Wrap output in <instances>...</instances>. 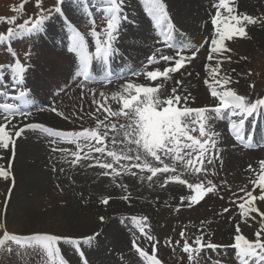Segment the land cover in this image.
Here are the masks:
<instances>
[{
    "label": "snow or ice",
    "instance_id": "6c2138e0",
    "mask_svg": "<svg viewBox=\"0 0 264 264\" xmlns=\"http://www.w3.org/2000/svg\"><path fill=\"white\" fill-rule=\"evenodd\" d=\"M78 2L83 7L84 14L88 17L92 26L90 36L94 39V51H89V41L86 40L84 34L71 25V21L67 17H65V23L66 26L71 27L68 51L75 53L79 60V68L76 75L78 78H83L80 82V87L83 88L86 83L94 82V78L89 71L92 61L95 59L107 66L109 60L116 54L115 42L119 36L120 25L127 18L123 16L124 0H104L107 24L102 32H97L96 20L93 18V13L89 10V0H78ZM143 3L146 6L148 15L155 24V28L159 31L160 36L163 37L165 45L168 48H176L177 46L173 43L176 29L169 16L165 0H143ZM57 4L60 6H57L54 11L58 15H64L63 0H57ZM37 6H40V0H37ZM214 7L217 10L211 23L215 26L216 35L210 40V51L215 56H208L207 59L209 61L216 59V64L215 66L210 64L206 66L210 81H205L212 99L216 102L214 106L190 107V96L188 94H177V88L175 87L172 89L171 94L161 99L160 89L163 84L148 87L129 82L123 87V92L126 95L116 93L112 96V99L122 102L118 111H113L110 106H106L108 97L104 92L99 93V96L104 99L103 104L100 101L93 100V103L98 105L97 112L103 109L107 113L104 119L97 118L95 129L60 132L42 123H28L24 126H18L13 124L12 120L16 117L27 119L31 116L33 101L30 98V93L22 87L26 69L20 60L16 58L14 64L8 66L10 69L8 80L0 83V90H2L0 95L19 101V103H5L0 109L4 113V123H0V149L14 152L16 140L25 131L39 130L40 133L53 137L51 140L52 144L57 143L56 138L68 143H74L77 150L71 153L74 157L72 163H79L81 160L93 161V163L88 164V167L102 169L101 175L111 176L113 180L121 173L137 175L136 172L131 171L133 168L139 169L141 173H148L149 175L146 176L148 181H152L158 174H170L168 176L169 181L186 185L192 192L191 195L180 197V206L191 208L198 204L207 194L216 193L218 186L211 179L207 180V183L203 180L198 183H189L186 179H182L181 175L177 174V165H182L184 169L189 170L191 173L208 175L211 172V175H216L214 167L210 169L206 166V164L215 165L217 161L221 165L223 164L218 152V143L221 135L215 130L212 122L224 120L227 114H230L231 117H239L238 120L233 119L230 123L231 136L242 145L247 147L254 146L250 142L251 131L246 129V120L257 113L264 115V99H257L253 103L249 101L246 95L238 94L237 91L229 87L232 82L231 77L221 75V64L228 59V57L224 56V53L230 51V49L225 47V41L232 40L234 37L246 38L248 36L247 26L257 24L264 26V18H256L249 14H235V6H230L229 0H218ZM221 10H226L228 20L222 21ZM46 18V16H41L34 23L26 21L25 25L21 26L20 29L22 33L28 34L25 38H30L32 34L41 32ZM15 19L13 17L11 20H7V23L13 24ZM7 35L9 41H11L16 38L17 33L9 28ZM101 35H103V39H101ZM4 42L5 38L0 36V44ZM190 46V44H185L183 47L178 48L177 51L178 53H183ZM9 51L13 57L17 56L15 52L11 51L10 46ZM198 51L199 49L197 48L191 55L179 54L178 58H175L171 55L163 54V49L157 48L156 54L150 56L147 63L155 64L164 61L169 66L165 67L162 72L160 70L147 71L145 76L152 81L157 80L161 76L165 80L171 79L172 77L169 74L179 72L185 67L186 63H191ZM132 74L139 75L135 70H133ZM121 78L125 77L121 76ZM0 79H3V77H0ZM103 82H112L110 72L106 75ZM182 83L183 81H176L177 85ZM250 87H254V85H250ZM90 91L95 94L94 89ZM44 110L43 108L39 109V111ZM49 110L57 116L68 119L56 107H51ZM108 117H123L126 123L119 124L118 130L116 123H106ZM9 125L14 131L7 130ZM102 125L104 131L101 132L100 128ZM109 132L114 133L111 137L113 146L123 145L119 151L108 148L106 141L109 137ZM197 132L198 135L192 134ZM117 136H120L121 139L118 140ZM53 151L67 153L69 150L53 148ZM81 153H83V156H81ZM93 153H99L100 157L104 158L111 157V162L107 161V159L102 160L100 157L94 156ZM3 158V156H0V159ZM11 158L10 156L9 159ZM121 161H127L128 163L121 164ZM114 164L119 165V167H114ZM248 170L256 171L252 165L248 166ZM10 176L11 173L8 167L0 166V178L8 180ZM12 178L14 179V177ZM140 178L145 179L144 176ZM222 183L226 184L227 182L224 181ZM251 183L254 188L258 187L260 189V193L253 195L252 191L241 188L240 191L245 192V195L239 198L243 202L238 204V208L244 218V223L248 222V218L252 213H257L261 218L259 230L254 233L255 239H248L241 232L240 224L234 226L233 243L230 245L218 244L210 239L206 241L203 227L200 229L201 235L196 236L190 245L188 240L185 239V233L182 231L180 236L184 240L183 251L189 254V261L195 260L196 264H200L198 258L201 250L204 249H211L215 252L217 249L232 248L235 250L238 264H264V211L255 205L257 200L264 202V160L259 162L258 179H253ZM118 186L127 188L126 185ZM164 186V184H161V187ZM109 199V197H105L101 200V203L108 205ZM121 199L128 201L129 196L124 195ZM185 201H187V204H185ZM232 202L234 204L237 203L235 200ZM176 210L179 211L180 207H177ZM228 211V208L224 209V212ZM99 219L103 222L106 218L100 216ZM147 219V217H131V221L139 229L141 235L152 242V247L155 249L159 241L156 240L155 236L146 232ZM252 219H255V217H252ZM201 223L204 224L205 222L202 221ZM0 229L4 230V235L0 238V249L11 252L12 248L8 247L6 242H15L16 245L25 249L39 251L44 258V264H68V261L61 255L60 247H58L61 241L73 246L79 254L81 264H89L82 248L85 245L91 246L99 235V233L86 234L80 238L58 234L21 236L9 234L3 223H0ZM167 243L171 245L172 242L168 240ZM132 247L146 261V264H161L160 260L154 255H149L148 252L144 251L137 244V240L132 241ZM193 253H195V256H193ZM214 264H220V262L215 261Z\"/></svg>",
    "mask_w": 264,
    "mask_h": 264
},
{
    "label": "rangeland",
    "instance_id": "374dc122",
    "mask_svg": "<svg viewBox=\"0 0 264 264\" xmlns=\"http://www.w3.org/2000/svg\"><path fill=\"white\" fill-rule=\"evenodd\" d=\"M74 1H78V0H74ZM95 1H97V0H95ZM165 2L167 3V0H165ZM101 3H103V2H101ZM57 6H60L57 4V0H40V6L39 7L37 6V0H0V33L5 34L7 39H8L7 34H8L9 28L13 29V31L17 33L16 38L12 39L11 41H9V39H8L7 41L9 43H11V45H13V49H12L13 52L19 50L20 52L23 51V53H25L22 55V58L25 59V61L28 65L31 64V63L29 64L30 59H31V55L36 52L32 57V64H34V65L29 67V70H32V74H35L36 70L38 68V65L35 63V61H38L42 64L44 72H45V76H52L51 78H55L54 76L56 75V72L58 71L57 66L54 64L55 59H54L53 53L43 51L41 49V44L47 45V48H45V49L48 51H49V49H53L54 51L59 52V50H60L58 48L59 42H56V40L53 42L50 39L51 34L49 35L48 39H45L44 41L40 40L42 37V33L47 31L46 26L50 25L53 21H55V22H53L52 25H54V23H55V25H57L54 28V33L59 34V36H57V37L61 36V33H62L61 20L58 18V16H57L58 14L54 11V9ZM169 6H170V3L168 5V8H169ZM62 8H63V10L67 11V13L66 12L65 13L68 14L69 18L71 17L73 19L75 17L73 20L76 21L77 14H78V12H80L78 6H75L74 3H71V0H63ZM123 8L125 10H127V12L123 11V16H127L131 13H133L136 16V19H131L130 16H128V18L130 17V21L137 20L136 22L139 25V28H135L136 24H134L132 27H130V29H127V34H124L125 36L122 38V40L120 42V51L128 52L127 54L131 55L130 49L131 50L134 49L137 53H134L133 55L137 56V57H134L133 59H136V58L142 59V54L144 52H147V51H144L143 48L137 46L135 44V42L138 38H140L142 36H148V37L152 36L150 33V30H149V25H148L147 21H145V22L143 21L142 15L139 11L138 6L135 4L134 0H124ZM263 8H264V6H263ZM263 8L261 6V10L264 12ZM204 13L205 12H200V15H201L200 23H203V21H205L208 17L206 15L207 13L206 14H204ZM247 13H251V12H247ZM74 14H76V15H74ZM221 14H224V12L222 11ZM41 16L47 17L45 20V23H44L43 30L39 33L32 34L30 36V38H25L28 36V34L21 32V30H20L21 26L25 25L26 21H30V22L34 23L36 20H39ZM227 16H228V14L221 16L222 21H224ZM13 17L16 18L15 22L13 24L7 23V20H11ZM132 18H134V17H132ZM79 22H81L80 18L77 19V21L75 23H79ZM140 23H142V26L140 25ZM191 25L193 26L192 29H194L193 22ZM204 30L207 31V29H204ZM247 32H248V36L246 38L234 37V39H232V40H226L225 41V47L227 49L231 50L232 46H237L239 44V45L247 46L249 48L248 54L242 53V55L241 54L239 55L240 57L238 56V58L241 59V62H240L241 64H240V66H237V68H235L233 70V74L234 75L236 74V76L238 78V81H239V88L238 89H241L243 92H249V93H246V95L255 93V94H257L258 99H259V97L261 99L262 95L264 94V40H261L262 39L261 38V39H259V41H257V38H256L257 32H249V28L247 29ZM45 34L46 33H44L43 35H45ZM263 38H264V36H263ZM46 40L49 43L52 42V45L53 44L54 45L52 47H50L48 45V43L46 42ZM125 46L127 47V50L124 49ZM0 47L2 48V50L0 52V63H1L3 60V56L5 59H10L11 53L4 52L5 51V44L4 43L0 44ZM121 48H122V50H121ZM27 50L30 51V53L27 52ZM235 53H237V52L234 51V53L233 52L228 53V51H226L224 54L232 62V59L236 60V58H237ZM58 55H59V61L61 63V61L63 60V56H65V54L59 52ZM65 58H66V56H65ZM65 60H66V64H67V74L70 73L71 71L73 72L72 64L71 63L69 64V61L67 58ZM72 61H73V59H71V62ZM195 68L193 70H195ZM47 70H49L50 73H48ZM227 72L228 71L226 69L223 70V73H227ZM39 73L41 74L42 72H39ZM190 80L191 79H188V81H190ZM31 85H32V82H31ZM250 85H254V87H250ZM31 87H33V85ZM118 89H119V87L114 88L112 90L101 89V90H98L96 93L104 92L105 95L107 94L106 96L108 97V101L109 102L114 101V103H115L118 101L112 99V96H113V94L117 93L116 90H118ZM77 96H79V95H74L69 100V103L73 106V110H71L68 106V103L62 99H59V105L57 106V108L60 111L62 109L65 110L66 113L67 112L71 113V112H74L77 110L81 111L82 109H84L87 106L83 102L80 103L79 98ZM73 116H75V115H73ZM97 118L102 119L101 114H99L97 116ZM97 118L95 120H91L88 117V115L85 113L84 118L81 119V122L85 123V124H87V121L93 123L94 121H97ZM33 122L43 123V124H46L48 126L50 125V126L55 127V128H61L63 126L62 123L60 121H58L56 118H54L53 116L45 115V114L36 115L33 119ZM76 122L77 121L67 120L66 123L69 125H75ZM119 122H121V121H114V123H116V124H118ZM13 124H16V123H13ZM215 127L217 128V130H222L217 125ZM7 130L14 131L11 128V125L8 126ZM25 137H26V141L30 142L34 146L40 145V144L36 143L35 138H33L32 136L30 137L27 135ZM28 139L32 140V141H29ZM220 141H221V147H222V144H224V141H222L221 139H220ZM40 146L38 147V149H37V147H35L36 148L35 150L38 152V154L36 155L37 152L34 150L35 152L34 151L32 152V154L34 156L28 159L29 164H32L37 169V172L39 174V176L36 178L37 181H34V180L28 181L27 180L28 178H27L23 182H18L16 177H14L18 171V167L14 166L16 164V161H14V164L12 165V169L10 170V173L14 174V176L10 177V180L11 181L13 180V182L11 184L10 183L8 184L7 190L6 189L1 190V185L3 184L5 179L3 180V178H0V223H3L5 225L8 233L9 234H16V235H25V236L26 235H33V234H58V231H56L54 229H50L49 231H46L44 229V227H46L45 225L34 224V222L39 223L38 221H36L38 214L40 216V218L38 220L40 221V220H45L43 215H45L47 213H45V211H41V213H39L41 209L37 210V213H36V211H34L28 205L27 202L18 203L16 201V198L13 195V192H14L16 184H17L16 190L25 189L28 192V193H26V195L29 198L39 197L41 200L44 201V203L46 205H49V207L47 208L48 211L52 210L55 206H59L62 208L69 207L70 211H68V214L70 213V215H72V216H73V213H74V216L84 215V216H86L85 217L86 219L92 220L93 228H91L90 231H88L86 233H78L79 230L77 231L76 229H73V231L70 232V234L67 233L66 235L65 234H58V235L80 238L86 234L91 235V234H95V233H100L102 231V234H99L97 237L103 235V236H109L108 239H110L109 243H108V247L104 250L106 255H107V251L109 250L108 251V254H109L110 252H112V249H113V252L116 249L115 250L116 253H120L121 251H123L122 245L123 246L126 245V249H128L130 235H125V233L123 231L119 230L118 226H116V223L119 220V218H121V215L127 214L128 211H137L138 210V206H137L138 202H134V206L132 208H126V207H124L123 204H121V209H119V210H117L116 206L114 205L117 202H113L111 205H109L107 207V209L104 207H99V205L97 203L99 200V197H101L103 195V193H106L105 196L109 195L112 197V193L114 191H116V189H119L118 183L128 182V180L120 181L117 183L104 182L103 187L100 186L97 188L95 186L91 187V185L88 184L89 181H86L87 187L83 188V186H82L83 185L82 184L83 179H81L78 182L80 184H77V186H79L81 189H93V193L95 196L94 197L95 202L88 201V198H89L88 191L83 190V192L80 193V196L84 198L82 200L83 201L85 200V203L89 206H85V205L81 204L80 201H78L80 203V205H78L77 199H75V198H68V200H64V201L59 200V199H61V197H59L55 194L54 189H56V188L54 187V185H56L57 188H61V189L67 188L66 187V185L68 184L67 179L70 178V179H73L77 182L76 175L73 174L74 172L67 171L66 167L61 168V166L64 165L65 163H57L56 162L57 163V169L59 172H58L57 177L55 179H53L52 183L50 184V181H49V175L50 174L44 171V167H47V166L43 167L41 165V163L43 161V156L47 157V152L45 150H42V146H41V148H40ZM19 147L23 148V146L19 144V146L15 147V149L17 148V152L16 151L12 152V154L16 153V155L18 157H20V154L18 151L20 149ZM24 147H26V146H24ZM121 147H122V145H118L116 147L113 146V149L119 151V149ZM2 151H4V152H2L0 156H3L4 158L0 159V166H5V165L9 166V163H7V160H6V158L8 157L7 150H2ZM226 151L227 152H224L223 157H222L225 170L226 171L229 170L227 172V174H229L230 177H233V175L235 174V180L234 181H233V179H229L230 177H226V178H228V180L226 182H228L227 183L228 186L230 185L229 181L236 182V183H234L233 186H234V189L237 191L236 192L232 191V192H234L236 194V196H239L243 192L238 191L241 189V185L238 182L242 181L243 183L245 182V184L247 183L246 175L243 173L242 170L249 163V161L251 159L250 156H252V158H256L257 153L248 152V153H251V154H249V157L242 159V158H238L235 154L231 153L230 148H228V150H226ZM258 153H261V152H258ZM12 154H11V157H12ZM39 154H40V156H39ZM225 155H228V156H225ZM16 159H17V157H16ZM10 160L13 161L12 158ZM44 161H46V160H44ZM256 163H258V162H256ZM179 173L185 174V172L182 170L179 171ZM222 173H224V172H222ZM90 176H91V179H92V177H94V178H99L100 180H102V178L100 177L99 171L95 172L93 174H90ZM12 177H14V179ZM186 179L191 180V181L194 180V178H186ZM20 180H21V178H20ZM223 180L225 181V178L217 180V181L222 183ZM92 182H93V180H92ZM143 182L145 183V181L141 180L140 183H143ZM217 186H218V184H217ZM148 187L151 190V192L149 194V196H150L149 199H150L151 203H148L147 207L149 209V212L145 215L150 216V218L154 224V230L161 238L165 239V238L170 237V236L177 238L174 235H177V234H175V232L178 233L179 229H174L173 227L174 226H180V224H184L183 221H186L188 219H190V220L194 219L196 221H199V220L201 221V219H199L197 217L196 213L176 214L174 212L175 202H173L172 207H170L171 206L170 203L172 201L171 198L174 195L178 194L179 192L169 193L171 191L170 190L167 193V195L171 194V196H166L164 198V194L155 192V189L153 188V183H150L148 185ZM176 187H178V186H176ZM230 188L232 189V187H230ZM244 188L246 189V187H244ZM75 189H76V187H75ZM224 189L227 190L226 187H224ZM218 190H220L219 187H218ZM157 191H160L159 188L157 189ZM173 191H175V189H173ZM118 193L124 194L126 192L118 191ZM221 193L217 194V195L220 198L223 197L222 199H226L225 195L221 194ZM226 196L229 197L230 193H226ZM240 197H243V196H240ZM112 198H114V197H112ZM163 198H164V201L167 204V206H165L164 203L162 204ZM232 198H234V197H231V199ZM60 201H62L64 204H59ZM112 201H114V200H112ZM173 201H175L174 198H173ZM51 202L54 204L50 205ZM228 204H229L228 201H227V203L222 204L219 211L222 212L225 208L228 207ZM95 206H98V207H95ZM211 207H212V201H209L205 206H203L200 209L202 212L200 214H198V216L202 215L203 217L206 218V215L204 214V212L210 210ZM157 210H160V212H157ZM115 212H118V213L115 214ZM136 213H139V212H136ZM163 213H165L166 219L164 216H161V214H163ZM213 213L216 214L214 211H213ZM51 215L56 216L57 214L53 213ZM111 215H113L112 218H111ZM100 216H104L106 218L105 222H102L99 219ZM232 217L233 216L221 217V219L216 217V219H214L210 224H207L208 226L211 224H218L219 225L218 227L216 226L214 228V231H213L214 235L213 236L215 237V239L217 241H220L221 244H228L231 241L232 231L234 229H233V226L229 222L232 219ZM21 218H25L26 220H28V222H26V221L24 222V220H22L24 222V224H21L20 221H15V220H19ZM167 219L170 222H168ZM242 220L244 221V218H242ZM248 220H249V218H248ZM13 221H15V222H13ZM209 222H210V220H209ZM65 224L70 227L71 223L67 222ZM155 224H157V226H155ZM258 224H260V220L258 221ZM12 228H14L16 231H12ZM34 229H36V230H34ZM81 229H82V227H80V230ZM61 230L63 232H65L64 229H61ZM36 231H38V232H36ZM3 235H4V230L0 229V238H2ZM213 236H210V237H213ZM98 239H101V237H99ZM225 241H228V242L224 243ZM6 243H8V242H6ZM104 244H105V242H103V245ZM97 255L92 254L91 257H94L93 258L94 261L102 260L101 264H110V262L107 263L105 261L106 258L110 257L109 255H108V257L106 256L105 258L101 255V253L100 254L97 253ZM5 262H6V260L3 258V256H0V264L5 263Z\"/></svg>",
    "mask_w": 264,
    "mask_h": 264
},
{
    "label": "bare ground",
    "instance_id": "6f19581e",
    "mask_svg": "<svg viewBox=\"0 0 264 264\" xmlns=\"http://www.w3.org/2000/svg\"><path fill=\"white\" fill-rule=\"evenodd\" d=\"M92 1L93 0H89V3H91ZM169 3H170L169 10H170L171 14L173 15L176 23L179 25V27H181L183 29V31L186 32L190 37H192V36L195 37V35H198L197 38H198V41L200 42L199 45H201L203 40H204V38H205V36H207V31H205L204 29H202L201 26H199V24H201L200 23V20H201L200 12H206L207 7L210 6L209 0H167V3H166L167 6L169 5ZM261 6L263 8L264 4H261V3L247 4L246 2H241V4L239 6H235V14H249V15H252V16H254L256 18H264V12L261 10ZM263 10H264V8H263ZM123 11L127 12V10H125V9H123ZM223 12H224V14H227L226 10H224ZM247 12H251V13H247ZM127 16L134 17V19H136V16L133 13H131V14L127 15ZM225 20H228V16L226 17ZM53 22H55V21H53ZM192 22L194 24V29H192L193 28V26L191 25ZM229 22H231V21H229ZM52 23L50 25L46 26V30H47L46 33H48L50 31L48 33V37L51 34L50 35V39L54 42L55 41V37H54V35H55V33H54V25H55V23H54V25H52ZM140 25L142 26V23H140ZM248 28H249V32H257L256 33L257 41H259V39H261V38H262L261 40H264V38H263V36H264V26L259 25V24H257V25H248L247 29ZM247 29H246V31H247ZM202 32H203L204 36H200V34H202ZM125 34H127V31H126ZM152 41H153L152 36H150V37L142 36V37H140V38H138L136 40L135 44L137 46L143 48L144 51H148V48L151 47V45H152ZM45 48H47V45L41 44V49L43 51L52 52L53 53L54 59H55L54 60V64L57 66L58 71L56 72V75L54 76L55 78H51L52 76H45V72H44L42 64L40 62H38V61H35V63L38 65V68H37L35 74H32V70H29V78H28V80L30 82V87L33 85L32 88L38 95H39L40 90L50 89L51 86H58V85H60V83L63 80H67V78L69 76V73L67 74V64H66V60H65L66 58L68 59L69 64L70 63L73 64V61L71 62L72 58L70 56H66V55H65L66 58H65V56H63V60L60 63L59 55H58L59 52L58 51H54L53 49H49V51H48ZM119 49H120V44H119ZM124 49L127 50V47L125 46ZM121 50H122V48H121ZM234 51L237 52L235 54H236V56L238 58V56L240 54L242 55V53L243 54H248L249 48L247 46H243V45H239L238 44L237 46H232L231 50L228 51V53H232V52L234 53ZM127 53L128 52H126V54ZM130 53H131V55L130 54H127V55H130V57L132 59L134 57H137V56L133 55L134 53H137L134 49H132V50L130 49ZM203 55L205 56V52H203ZM213 56H215V54H213ZM224 56H226V55L224 54ZM237 58H236V60L232 59V62L229 59H226L221 64V75H227V76L231 77V81L232 82L229 85V87L233 88L235 91L238 90V88H239V81H238V78H237L236 74L235 75L233 74V70L235 68H237V66H240V64H241L240 63L241 59L240 58L237 59ZM138 60H139V58L133 59V61H135V62H137ZM214 60H216V59H214ZM215 64H216V62L214 61L210 65L215 66ZM33 65L34 64H30L29 67L33 66ZM194 68L195 67L193 66V69ZM224 69H226L228 72L227 73H223ZM39 72H42V73L40 74ZM47 72L50 73L49 70H47ZM35 76H36V79H35L34 82H32V85H31V79L33 77H35ZM70 77L71 76H69V79H70ZM193 77L196 79L195 75H193ZM208 77H209V75H208ZM25 79H27V75L25 76ZM209 79H210V77H209ZM190 82H191V84H197V80H194V79L193 80L191 79ZM200 90L201 91L196 92V94L194 93L195 98H196V100L198 102V105H199L197 107H200V106L202 107V105H203L202 103L203 102L205 103V105H203V106H214L215 105L214 104L215 101L212 99L211 96H210V98H208L206 90L205 89H200ZM36 93H34L35 96L40 100V97L37 96ZM198 95L202 96L201 98H202L203 101H200V98H199ZM246 96L248 97V99L249 98H253V99H249V101H251L253 103H255V101L258 99L257 94H255V93L254 94H247ZM259 99H260V97H259ZM261 99H264V94L262 95ZM251 120H252V117H249V119L246 120V124H249ZM212 123L214 125H216L215 121H213ZM254 123L255 122L253 121V124ZM218 127L221 128V126H218ZM229 130H230V125H228V128H227L228 132H229ZM250 131H251V142H253V144L257 145V146L263 145L264 142L261 139H259L260 132H258L257 126H256V129H252ZM27 135L30 136V134H27ZM20 139L21 140L18 142V145L17 144L16 145L19 146V144H20V145L23 146V148L19 147L20 149L18 151H19L20 157L17 156L16 164L14 165V166L18 167V171L15 174V176H14V174H11V176L16 177L18 182H23L27 178H28L27 179L28 181H32V180L37 181L36 178L39 176V174L37 172V169L32 164H29L28 159L34 156L32 154V152L36 149L35 147H37L38 145L34 146L30 142H27L25 136H21ZM29 141H32V140H29ZM231 143L235 144V147H237L238 149H240V150L243 149V147L239 145V142L236 141L234 138L231 140ZM24 146H26V147H24ZM38 147H37V149H38ZM40 148H41V146H40ZM2 150L3 149H0V155H1L2 152H4ZM11 154H12V152L7 150V155H8V157L6 158L7 163H9V161H10L9 157L11 156ZM37 154H38V152L36 153V155ZM39 156H40V154H39ZM248 157H249V155H248ZM250 158L252 160L255 159V158H252V156H250ZM4 167H8V169H9L8 165H5ZM9 171H10V169H9ZM20 178H21V180H20ZM229 179L235 180V174L233 175V177H230ZM12 182H13V180L11 181L10 178L8 180H5L3 182V184L1 185V190H4V189L7 190L8 184L9 183L11 184ZM16 188H17V184H16L15 190L13 192V195L16 198V201L18 203L27 202L28 205L34 211H36V213H37V210H39V209H41L39 213H41V211H45V213H47V214L43 215L45 220H40L39 221L38 219L40 218V216L38 214V217L36 218V221H38L39 223L34 222V224H37V225H45L46 227H44V229L46 231H49L50 229H54V230L58 231V234H65L66 235L67 233L70 234V232H72L73 229H76L77 231L79 230L78 233H86V232L90 231L91 228H93L92 220L91 219H86L85 218L86 216H84V215L74 216V213H73V216L70 215V213L68 214V211H70L69 207H66L65 205L64 206L66 208L55 206L52 210L48 211L47 208L49 207V205H46L44 203V201L41 200L39 197L29 198L26 195V193H28V192L25 189L16 190ZM259 193H260V190H257L256 192H253V195H258ZM52 204H54V203L51 202L50 205H52ZM114 205L116 206L117 210L121 209V203L120 202H117ZM255 205H256V207H258L262 211H264V202L257 200L255 202ZM53 213L57 214V215L56 216H52L51 214H53ZM252 217H255V219H252ZM22 220H24V222L25 221L28 222V220H26L25 218H21L19 220H15V221H20L21 224H24V222ZM259 220H261L259 215L257 213H252L251 216L249 217V220H248L247 223H244L243 220H242V221H239L237 224H240L241 232L243 234H245V236L248 239L253 240V239H255L254 233L257 230H259V224H258ZM15 221H13V222H15ZM67 222L71 223L70 227L65 224ZM80 227H82L81 230H80ZM61 229H64L65 232H63ZM233 229H234V227H233ZM34 230H36V229H34ZM12 231H16V230L14 228H12ZM36 232H38V231H36ZM232 235H234V230L232 231ZM232 238H233V236H232ZM232 238H231V241L228 243V245L233 243L232 242V240H233ZM228 251L230 253V251H231L230 248H228ZM231 255L236 260L235 255L234 254H231ZM91 258L93 259L94 257H91ZM231 262H232V260H231Z\"/></svg>",
    "mask_w": 264,
    "mask_h": 264
}]
</instances>
